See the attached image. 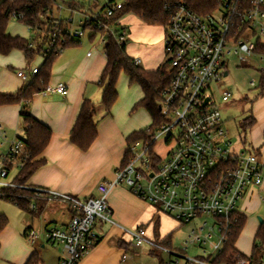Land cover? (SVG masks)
I'll use <instances>...</instances> for the list:
<instances>
[{
  "label": "built area",
  "instance_id": "obj_1",
  "mask_svg": "<svg viewBox=\"0 0 264 264\" xmlns=\"http://www.w3.org/2000/svg\"><path fill=\"white\" fill-rule=\"evenodd\" d=\"M78 1L83 2L80 8L75 0H72V8L56 2L54 17L46 31L29 28L34 35L29 49L40 45L46 34L43 58L52 52L61 53L67 40L81 42L87 32L90 38L94 37L91 42L95 46L104 45L107 34L120 46L127 43L129 33L123 18L107 22V19L117 18L125 0H103V4L100 0ZM165 9L169 20L164 47L172 73L170 84L161 91L160 112L166 123L148 140L140 139L127 146L126 162L116 170L113 180L98 186L99 198L80 200L50 189L16 184L18 172L30 158L20 137L0 154V199L7 197L5 190L21 188L33 191L35 198L40 196L49 202L69 205L72 218L68 225L43 232L28 230L24 235L32 245L43 237L46 243L62 246L59 264H78L96 246L99 223L114 224L107 196L120 185H126L134 195L181 225L196 219L214 220L213 227H208L204 221L199 232L192 231L189 237L191 243L204 250L203 258H185L183 253L173 252L161 242L146 238L141 229L131 232L134 248L146 244L168 254L169 261L164 264H181V258L188 264H217L216 258L227 241L229 227L242 214L239 203L248 189L262 185L263 165L258 155L233 150L213 96L217 88L222 102L232 97V93L221 86L223 76H227L226 55L237 56L242 63L256 56V40L264 37V0H224L217 11L206 17L194 13L183 3L166 5ZM218 11L221 15L215 17ZM11 18L19 22L23 15L13 13ZM42 21L47 23L45 16ZM76 23L78 30L74 28ZM134 64L139 66L140 59H135ZM38 70L32 68L31 75L35 76ZM17 75L27 79L24 71ZM254 85L252 82L251 86ZM42 92L66 95L67 87L64 84L47 86ZM5 137L0 126V139ZM161 138L167 148L165 155L155 150ZM16 168L17 174L11 179ZM31 209L34 211L36 206L32 204ZM215 237L217 242H211ZM208 244L210 250H207ZM235 264L253 263L239 259Z\"/></svg>",
  "mask_w": 264,
  "mask_h": 264
},
{
  "label": "crops",
  "instance_id": "obj_2",
  "mask_svg": "<svg viewBox=\"0 0 264 264\" xmlns=\"http://www.w3.org/2000/svg\"><path fill=\"white\" fill-rule=\"evenodd\" d=\"M126 16L122 22L129 33L127 55L133 59L140 58L141 65H146L145 70H156L163 63L159 48L153 45L156 43L155 26L145 24L134 15ZM23 26L27 29L24 35L9 33V24L6 33L26 40L33 37L29 28ZM137 43L144 46L139 47ZM103 48L93 45L88 36L86 44L80 42L78 46L64 49L54 62L48 86L64 84L67 94L40 92L34 95L29 105L30 114L48 127L52 135L46 149L36 158V161L43 160L44 163L27 182L29 186L50 189L80 200L97 199L100 196L98 186L113 180L116 170L124 162L126 139L134 132L147 129L149 126L142 127L148 121L151 125V118L145 110L133 111L144 94L141 87L131 84L125 74L120 75L116 85L118 99L110 114L105 115L100 104L103 92L100 77L107 64ZM43 62L42 56L28 61L21 50H13L7 55L0 54V93L11 95L23 89L34 77L30 73L31 69L40 68ZM19 71H24L27 79L18 77ZM85 99L92 100L97 106V138L89 150L83 152L72 144L70 133ZM250 105V114L246 117L253 118V124L236 143L230 139L235 152H255L263 165L262 185L248 189L241 201V213L247 218L242 232H245L251 248L243 252L247 250L238 247L242 232L235 248L247 258L252 254L254 237L261 225L255 221L254 214L260 209L259 199L264 200V96L256 94ZM20 111L21 105L0 106V126L6 136L0 139V154L7 151L13 140L24 137ZM140 111L147 114V122H139ZM107 204L112 211L114 224L99 223L96 228L99 236L96 246L78 264H145L144 260H148L146 256H149L147 264L165 263L166 259L159 261L146 244L134 248L131 232L141 229L148 239L161 243L169 240L167 247L172 249L173 236L184 225L159 212L124 185L110 190ZM19 210L22 214L15 224L6 214L0 213L8 219V225L0 234V264H26L34 252H37L43 264H49L50 252L43 237L32 245L25 240L24 235L28 230L43 232L45 229L65 227L72 218L69 205L42 200L35 213ZM61 257L55 258L53 264H59Z\"/></svg>",
  "mask_w": 264,
  "mask_h": 264
},
{
  "label": "trees",
  "instance_id": "obj_3",
  "mask_svg": "<svg viewBox=\"0 0 264 264\" xmlns=\"http://www.w3.org/2000/svg\"><path fill=\"white\" fill-rule=\"evenodd\" d=\"M75 1L79 8L83 6L82 1ZM222 1L224 0H125L123 9L117 14V18L107 19V22L111 23L116 19L132 14L145 24L163 27L166 35L169 20V14L165 9L166 5L183 3L194 13L206 17L217 11ZM56 2L65 3L72 8V0H2L0 2V54L7 55L13 50H21L25 53L28 61H32L36 56H41L47 43L46 40H48L47 34L40 45L29 49V43L34 36L26 40L22 37L10 36L6 33V30L12 20V14L16 13L23 15V19L19 23L33 30L46 31L47 26L54 17ZM42 16H45L47 23L42 21ZM90 40L93 41L94 37H91ZM79 44V41L67 40L63 49L78 46ZM126 44L120 46L110 34L105 36L104 50L107 64L100 77V85L103 88L100 104L105 115H109L118 99L116 85L121 73H124L129 78L131 84H137L141 87L144 96L135 104L133 111L145 110L151 118V125L147 129L132 133L126 139L127 146H131L140 139L148 140L151 135L166 123L159 107L161 104V91L170 84L172 73L169 71V62L167 60L159 68L152 71L136 66L134 64L135 59L129 57L126 53ZM254 53L262 57L264 61V43L261 39L256 40ZM59 54L52 52L46 55L38 73L28 85L17 93L11 95L0 93V106L21 105L20 118L24 130V137H21V139L25 144L26 150L30 153V158L25 162L15 178V183L18 185H27L31 176L44 163L43 160L36 161V158L48 146L52 135L51 130L31 116L29 105L34 95L44 91L49 85L53 65ZM257 94L258 96H264V68L261 71ZM96 113V103L90 99H85L71 130L70 139L72 144L83 152L89 150L97 138ZM253 121L251 117L243 120L241 124L243 129L246 131L253 124ZM150 154H154L153 146L150 148ZM127 157L128 153L126 151L123 164L126 162ZM5 193H7V197L4 200L24 212L35 213L36 209L34 211L31 209L32 204L37 208L40 201H42L36 199L34 192L31 190L21 188L7 189ZM44 201L46 200L44 199ZM246 221V216L241 214L230 225L227 241L221 254L216 258L217 264H235L239 259H249L253 264H263L264 218L254 237L251 256L247 258L235 248ZM7 225L8 219L0 214V234ZM162 244L168 246L169 240L163 241ZM26 264L43 263L37 252H34ZM160 264H164L163 261Z\"/></svg>",
  "mask_w": 264,
  "mask_h": 264
},
{
  "label": "rangeland",
  "instance_id": "obj_4",
  "mask_svg": "<svg viewBox=\"0 0 264 264\" xmlns=\"http://www.w3.org/2000/svg\"><path fill=\"white\" fill-rule=\"evenodd\" d=\"M2 0H0L1 2ZM101 4H103V0H100ZM221 15V12L218 11L215 14V17H219ZM132 15H127L126 18L131 17ZM75 30L80 29L79 25L76 23L74 24ZM25 27L23 25H19L16 22L12 21L9 23L8 31L9 33L13 35H24L25 33ZM27 31V29H26ZM164 33L165 29L161 26H155L154 28V36H156V43H151L159 48V51L162 54V63H164L168 56L165 53V47H164ZM89 32L85 33L84 37L81 39L82 44H86V40L88 39ZM255 41V39H253ZM261 41L264 43V37L261 39ZM140 46H144L143 44H138ZM152 46V45H151ZM101 48L104 47L103 44L100 45ZM104 49V48H103ZM139 54V53H138ZM135 59H140L136 58ZM225 64H224V71L227 72V76H223L222 79V89H227L232 93V97L228 102H222L219 96V91L215 90L214 96L216 97L215 102L217 105L218 110L221 113L222 121L224 123V129L227 135V138L233 141V143H236L239 140V137L243 138L245 136V130L242 127V122L247 119V115L249 116V109H251V101L255 97V95L258 92V86L259 81L261 77V71L264 68V61L261 59L260 56H250L248 57V62L242 63L238 59L237 56L232 55H226L224 57ZM141 68L145 69L146 65H139ZM124 74V73H121ZM123 78H125L124 75H122ZM254 82V86H251V83ZM139 89V88H138ZM140 113L138 116L139 122H147V114L143 111L138 112ZM150 126V122L148 121L144 127L147 128ZM165 145L163 144V139H159L155 145V150L161 154H166ZM248 150V149H247ZM127 151V147H126ZM18 168L14 169L11 173L10 178L12 179L17 174ZM126 186V185H124ZM127 187V186H126ZM36 199L43 200V198H40V196H36ZM244 199V198H243ZM259 211L254 214L255 221L260 222L259 218L263 219L264 217V200L259 199ZM242 203H239V210L241 211ZM262 209V210H261ZM261 210V211H260ZM0 213L6 214L8 216L9 220L12 221L13 224L17 223L19 221V218L21 217L22 212L13 204L10 202L0 199ZM204 221L208 223V227L214 226V220L212 218H203V219H196L193 220L191 223L185 224L182 228L178 230L177 233L174 234L172 242V251L173 252H179L183 253L185 258H194V257H204V250L200 248L198 245L193 244L190 242V236L192 231L199 232V228L203 225ZM206 233V231H205ZM211 242H217V238L215 237L213 241ZM210 244V243H209ZM207 245V250H210V245ZM238 247L243 248L248 252L250 250V242L245 237V232L243 231L239 241H238ZM48 251L50 252L49 257V264H53L58 256H62L63 254V247L58 244H50L47 243ZM147 250V249H145ZM153 253L157 257V259L163 260L166 259V261H169V255L162 253L157 250H153ZM148 257L149 260V256ZM144 260V263L147 264ZM181 264H188L184 258H181ZM157 262V261H156Z\"/></svg>",
  "mask_w": 264,
  "mask_h": 264
},
{
  "label": "water",
  "instance_id": "obj_5",
  "mask_svg": "<svg viewBox=\"0 0 264 264\" xmlns=\"http://www.w3.org/2000/svg\"><path fill=\"white\" fill-rule=\"evenodd\" d=\"M227 75V74H226ZM208 99L205 101V104L207 103ZM159 110H160V107H159ZM259 221H260V224L263 223V219L259 218Z\"/></svg>",
  "mask_w": 264,
  "mask_h": 264
}]
</instances>
